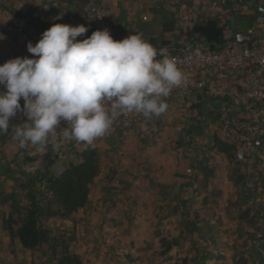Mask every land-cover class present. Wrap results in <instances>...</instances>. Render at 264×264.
I'll use <instances>...</instances> for the list:
<instances>
[{
	"label": "crops",
	"instance_id": "crops-1",
	"mask_svg": "<svg viewBox=\"0 0 264 264\" xmlns=\"http://www.w3.org/2000/svg\"><path fill=\"white\" fill-rule=\"evenodd\" d=\"M153 1L0 0V32H9L6 10L42 35L99 2L116 35L142 34L162 46L174 36L173 16ZM226 11L224 30L216 24L224 38L251 21L264 23V9L254 14L228 4ZM143 14L147 22L140 21ZM166 102L160 117L142 115L128 131L113 130L93 145L78 143L72 158L64 149L55 157L20 148L14 135L0 133V264H55L50 239L57 233L69 237V250L83 264H264V129L262 141L248 151L236 145L235 152L222 153L214 147L215 139L221 141L220 115L238 111L241 103L201 93H173ZM87 147L96 150L98 169L85 207L73 222L45 220V238L34 250L23 249L5 228L11 208L38 199L48 175L78 164Z\"/></svg>",
	"mask_w": 264,
	"mask_h": 264
},
{
	"label": "clouds",
	"instance_id": "clouds-1",
	"mask_svg": "<svg viewBox=\"0 0 264 264\" xmlns=\"http://www.w3.org/2000/svg\"><path fill=\"white\" fill-rule=\"evenodd\" d=\"M87 32L84 25L53 24L34 46L28 42L33 58L0 64V133L11 129L20 148L46 151L49 137L55 139L65 123L70 124L65 139L93 145L118 116L160 117L169 107L166 98L186 83L168 50L157 49L142 34L115 40L105 28L77 40ZM18 113L26 119L10 124Z\"/></svg>",
	"mask_w": 264,
	"mask_h": 264
},
{
	"label": "built area",
	"instance_id": "built-area-1",
	"mask_svg": "<svg viewBox=\"0 0 264 264\" xmlns=\"http://www.w3.org/2000/svg\"><path fill=\"white\" fill-rule=\"evenodd\" d=\"M153 4L171 11L174 36L165 45H158L157 42L151 44L157 49L166 48L168 55L176 60L187 75L186 83L175 88L171 94L201 93L220 101L241 103L242 107L238 111L233 113L225 110L220 115L221 141L229 146L240 145V150L245 151L261 142L264 129V23L251 21L243 32L229 38L222 37L221 43L214 47L199 38L194 30L212 21L224 30L228 21L226 5L249 7L255 14L256 8L264 9V0H155ZM2 16L10 27L8 34L0 32V36L4 37L0 39V64L26 55L33 58L27 51V44L31 42L34 46L41 38V33L23 16L7 10L2 12ZM256 17L255 15L253 18ZM140 21L147 22V16L143 14ZM62 24L86 26L88 32L77 37L80 41L90 37L93 31L105 28L115 40L129 36L116 35L103 5L99 2H93L85 15L70 16ZM3 90V86H0V91ZM20 104L23 107V99ZM141 117L140 113L118 116L111 130L95 141L109 136L113 130H130ZM25 119L22 113H18L10 119V124H19ZM65 128L70 130V124L65 123L57 128L55 139L49 137L47 152L52 156L56 157V153L64 149L67 157H74L78 142L63 137ZM8 133L14 135L11 129ZM195 141L199 145L203 142L198 137Z\"/></svg>",
	"mask_w": 264,
	"mask_h": 264
},
{
	"label": "trees",
	"instance_id": "trees-1",
	"mask_svg": "<svg viewBox=\"0 0 264 264\" xmlns=\"http://www.w3.org/2000/svg\"><path fill=\"white\" fill-rule=\"evenodd\" d=\"M194 32L212 47L222 41V32L213 21L196 27ZM214 147L226 154L235 152L232 146L218 139L214 140ZM79 158L78 164L70 165L59 176L48 175L44 194L39 192L38 199L31 200L25 208H11L5 228L19 240L23 249L34 250L45 238L41 228L45 220L55 218L73 222L72 215L85 207L89 186L97 174L98 155L95 149L87 147ZM42 195L47 197L42 198ZM69 242L64 233H57L50 239L51 257L55 264H83L69 250Z\"/></svg>",
	"mask_w": 264,
	"mask_h": 264
}]
</instances>
